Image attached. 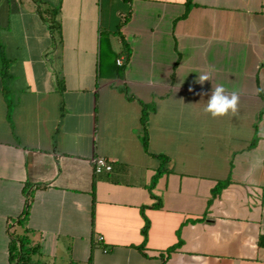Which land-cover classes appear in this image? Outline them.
I'll return each mask as SVG.
<instances>
[{
    "label": "crops",
    "instance_id": "crops-1",
    "mask_svg": "<svg viewBox=\"0 0 264 264\" xmlns=\"http://www.w3.org/2000/svg\"><path fill=\"white\" fill-rule=\"evenodd\" d=\"M191 3L0 0V264H264V0Z\"/></svg>",
    "mask_w": 264,
    "mask_h": 264
},
{
    "label": "clouds",
    "instance_id": "clouds-1",
    "mask_svg": "<svg viewBox=\"0 0 264 264\" xmlns=\"http://www.w3.org/2000/svg\"><path fill=\"white\" fill-rule=\"evenodd\" d=\"M210 80V75L207 73L198 76V82ZM240 96L237 92H228L223 85L213 87L209 98L204 106V112L213 118L224 117L229 114L235 115L239 110ZM257 165L264 163V159L258 158ZM194 260L199 261L202 257H193Z\"/></svg>",
    "mask_w": 264,
    "mask_h": 264
},
{
    "label": "trees",
    "instance_id": "trees-1",
    "mask_svg": "<svg viewBox=\"0 0 264 264\" xmlns=\"http://www.w3.org/2000/svg\"><path fill=\"white\" fill-rule=\"evenodd\" d=\"M191 4H192L191 0H186V4H185L186 5V11L189 9ZM49 28H50L51 32H53L52 30L58 31V27H57V24L55 22H54V24L52 23V25H49ZM0 77L2 80L9 77L8 61L6 59H4L2 56H0ZM145 144H146V137H144V145ZM228 181H229L228 179H225L223 181L216 182V184L211 189L212 198L217 196L221 192L222 188L225 187V185L228 183ZM28 199L29 198H27V200ZM25 216H26V212H25L23 218H25ZM143 234L145 235V231L143 232ZM17 240H18L19 244L17 243V245H16V240H15L10 245L9 259L14 261L13 264H27L30 252H29V250L25 249L23 239L21 237H17ZM258 245L264 246V236H261L259 238ZM36 250H37V248H36ZM174 250H175V246H172V247L168 248L166 252L174 251Z\"/></svg>",
    "mask_w": 264,
    "mask_h": 264
},
{
    "label": "rangeland",
    "instance_id": "rangeland-1",
    "mask_svg": "<svg viewBox=\"0 0 264 264\" xmlns=\"http://www.w3.org/2000/svg\"><path fill=\"white\" fill-rule=\"evenodd\" d=\"M61 30V29H59ZM54 36L59 37V32L55 30ZM56 264H59L64 259V255L59 251L56 253ZM51 257L48 255L40 254L37 251L29 253V258L27 264H51ZM13 264V262L11 263Z\"/></svg>",
    "mask_w": 264,
    "mask_h": 264
},
{
    "label": "built area",
    "instance_id": "built-area-1",
    "mask_svg": "<svg viewBox=\"0 0 264 264\" xmlns=\"http://www.w3.org/2000/svg\"><path fill=\"white\" fill-rule=\"evenodd\" d=\"M117 64L122 65V59H118ZM91 162L94 174L106 173L112 168L111 163L102 156H93Z\"/></svg>",
    "mask_w": 264,
    "mask_h": 264
}]
</instances>
